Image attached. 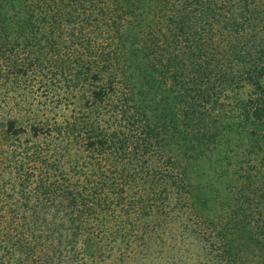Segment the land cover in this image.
Wrapping results in <instances>:
<instances>
[{
  "label": "trees",
  "instance_id": "obj_1",
  "mask_svg": "<svg viewBox=\"0 0 264 264\" xmlns=\"http://www.w3.org/2000/svg\"><path fill=\"white\" fill-rule=\"evenodd\" d=\"M138 72L198 152L168 145ZM234 124L238 183L209 214L192 165ZM5 172L0 264H136L176 217L197 242L188 264H264V0H0Z\"/></svg>",
  "mask_w": 264,
  "mask_h": 264
},
{
  "label": "rangeland",
  "instance_id": "obj_2",
  "mask_svg": "<svg viewBox=\"0 0 264 264\" xmlns=\"http://www.w3.org/2000/svg\"><path fill=\"white\" fill-rule=\"evenodd\" d=\"M138 88L143 91V98L146 100L147 108L152 114V117L156 121L158 127L163 131L168 141V145L173 149L175 153L181 152L184 148L187 152H198L195 147L190 151L187 145L190 143V139L187 138L184 141L186 135L179 130V124L172 116V105L169 95L162 90L152 89L151 83H148L146 77L142 72L137 74ZM248 85H240L234 89L228 91L229 99L236 102L246 96L248 91ZM168 95V96H167ZM240 126L234 124L225 133L226 139H222L215 147L210 151H206L198 155L195 163L192 165L194 170L193 184L195 194L199 200H196V206L203 211L215 213L222 201L228 199L231 196V192L235 189H230L229 184L234 188L236 180H238V160L245 148L244 132H241ZM243 142V144H242ZM191 144V143H190ZM188 148V149H187ZM181 149V150H179ZM237 171V172H236ZM5 174V175H3ZM12 176L8 173H0V190L4 183L8 181V177ZM236 188V187H235ZM176 217L173 222H168L164 226H157L155 232L147 233V236H151L150 244L146 250L145 248L139 253L138 262L136 264H164V259H170L169 253H174L175 256L169 260L172 264H185L193 262V255L195 254L196 239L190 234L189 228H186L187 221ZM186 223L185 225H183ZM239 234H241L239 232ZM113 246V245H112ZM144 247V246H143ZM110 246L105 245L104 249L107 252H111ZM140 247L137 248L139 250ZM114 250V249H113ZM116 254L114 250L111 252ZM65 251L62 258L67 260L69 264H90L88 259L80 257H69ZM183 259V262L179 260ZM185 259V260H184ZM101 259H97L96 262L102 264H109V260L104 262ZM136 260V261H137ZM159 261V262H158ZM93 262L92 264H94ZM128 264V263H126Z\"/></svg>",
  "mask_w": 264,
  "mask_h": 264
}]
</instances>
